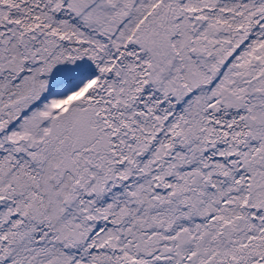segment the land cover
<instances>
[{"label":"snow or ice","instance_id":"obj_1","mask_svg":"<svg viewBox=\"0 0 264 264\" xmlns=\"http://www.w3.org/2000/svg\"><path fill=\"white\" fill-rule=\"evenodd\" d=\"M0 264H264V0H0Z\"/></svg>","mask_w":264,"mask_h":264}]
</instances>
